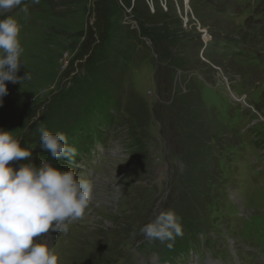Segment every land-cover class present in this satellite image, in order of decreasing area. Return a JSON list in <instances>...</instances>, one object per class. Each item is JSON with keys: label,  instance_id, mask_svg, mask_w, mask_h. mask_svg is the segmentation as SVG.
I'll list each match as a JSON object with an SVG mask.
<instances>
[{"label": "rangeland", "instance_id": "374dc122", "mask_svg": "<svg viewBox=\"0 0 264 264\" xmlns=\"http://www.w3.org/2000/svg\"><path fill=\"white\" fill-rule=\"evenodd\" d=\"M7 16L30 79L6 82L0 129L32 151L10 165L51 163L94 186L68 233L34 242L59 264H264V0H24ZM104 106L89 155L41 150V126L84 136ZM209 138L221 177L205 206ZM168 209L183 229L172 248L140 232Z\"/></svg>", "mask_w": 264, "mask_h": 264}, {"label": "clouds", "instance_id": "9594fccd", "mask_svg": "<svg viewBox=\"0 0 264 264\" xmlns=\"http://www.w3.org/2000/svg\"><path fill=\"white\" fill-rule=\"evenodd\" d=\"M23 4L24 0H0V15ZM22 10L27 12L28 8ZM19 33L20 25L13 16L0 19V106L8 95L6 82L30 79L28 72L17 75L22 66L26 67ZM38 130L42 151L53 160H74L77 149L69 144L65 132L53 133L43 126ZM31 156V149L22 146L13 132L0 129V264H59L52 247L43 240L34 242V237L50 229L68 233L69 225L85 215L92 200V182L78 177L71 168L31 162L18 169L10 165ZM140 232L149 241L167 242L168 248L174 246L176 237L183 236L180 217L173 209L159 212Z\"/></svg>", "mask_w": 264, "mask_h": 264}, {"label": "trees", "instance_id": "16d2710c", "mask_svg": "<svg viewBox=\"0 0 264 264\" xmlns=\"http://www.w3.org/2000/svg\"><path fill=\"white\" fill-rule=\"evenodd\" d=\"M106 106H104L105 108ZM99 109L98 113H101L108 110L109 106H107V108L105 109ZM105 113V112H104ZM103 118H104V114H102L101 117L96 116L95 120H89L90 123H92V126H88L86 127V125L82 126V133L85 132V135H78L77 133H70L68 136V142L71 144V146H74L77 149V156L79 157L81 154H88L89 152V146H90V137L92 138V136L95 135L98 136L96 134V129L97 127H100V123H103ZM95 123V124H94ZM189 123V121H188ZM104 124V123H103ZM89 128V131H85V129ZM189 128L191 129V133H192V125L189 126ZM88 133H90L89 138L87 137ZM190 133V134H191ZM87 134V135H86ZM212 138H209L206 142H204L203 148H202V152H203V156L204 158H202V163L199 164L200 166V176L198 175V178L196 177L197 181L200 183V189L196 192V195L198 193L203 194L202 197V202L203 204H205V206H207L208 204H210L212 202L213 196H212V190H213V186L216 184L215 181H218L219 178L221 177V172L219 170V166L217 164V159L216 158H210L207 159V153L210 149V143L212 142ZM199 146V145H198ZM211 193V194H210ZM212 204V203H211ZM189 230H191L193 233H195V229L193 230V228L189 227ZM197 234V233H195ZM198 235V234H197Z\"/></svg>", "mask_w": 264, "mask_h": 264}]
</instances>
